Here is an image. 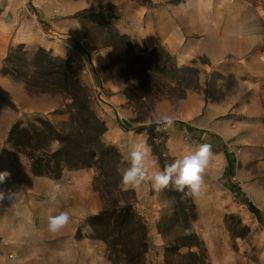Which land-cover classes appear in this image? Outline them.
<instances>
[{"label":"rangeland","instance_id":"374dc122","mask_svg":"<svg viewBox=\"0 0 264 264\" xmlns=\"http://www.w3.org/2000/svg\"><path fill=\"white\" fill-rule=\"evenodd\" d=\"M79 1L80 28L55 40L60 50L22 45L5 59V73L36 99L8 136L14 154L38 175L93 173L106 214L86 225L109 264H264V227L249 210L264 213V75L221 71L206 58L180 65L162 47L136 51L114 27L109 0ZM202 91L240 112L241 141L206 137L223 173L203 194L222 207L219 219L202 220L194 199L172 186L156 191L145 182L139 198L120 183L121 156L141 132L159 168L174 160L173 126L157 132L146 118L160 101ZM180 128L185 141L202 137Z\"/></svg>","mask_w":264,"mask_h":264},{"label":"crops","instance_id":"0c3cea01","mask_svg":"<svg viewBox=\"0 0 264 264\" xmlns=\"http://www.w3.org/2000/svg\"><path fill=\"white\" fill-rule=\"evenodd\" d=\"M84 4L79 0H0V171L11 173L0 190L16 194L0 202V264H109L102 244L86 225L104 209L93 173L75 169L55 178L38 175L7 144L14 124L22 113H31L36 99L31 103L24 87L5 73L6 57L22 45L56 53L58 37L78 32ZM109 4L114 27L131 39L136 51L162 47L180 65L206 58L221 71L264 75V0H109ZM21 108L22 112L17 110ZM156 112L174 118L169 142L173 159L209 144L208 136L241 141L240 112L207 101L204 91L179 101H160ZM185 124L201 139L185 141L187 131L180 128ZM146 136L144 131L134 140L145 143ZM150 158L156 160L152 153ZM222 173L213 153L204 185ZM131 189L139 198L145 194L140 186ZM194 203L202 220L223 215L222 207L207 194ZM62 211L69 212L71 221L60 232H49L48 216Z\"/></svg>","mask_w":264,"mask_h":264},{"label":"clouds","instance_id":"9594fccd","mask_svg":"<svg viewBox=\"0 0 264 264\" xmlns=\"http://www.w3.org/2000/svg\"><path fill=\"white\" fill-rule=\"evenodd\" d=\"M174 118L164 113L149 114L146 124L155 125L157 132L165 131L174 125ZM213 155L210 144H200L197 148L165 163L162 168H156L157 161L150 158L151 153L145 143L133 141L127 152L121 156L120 169L121 185L137 188L149 182L152 188L160 191L172 186L176 191L183 193L185 198H199L203 195L204 173L208 167L209 159ZM155 169V170H153ZM7 170L0 171V184L10 178ZM15 193L11 189L0 190V202L13 199ZM71 221L69 212L62 211L47 218V228L51 233H58Z\"/></svg>","mask_w":264,"mask_h":264},{"label":"trees","instance_id":"16d2710c","mask_svg":"<svg viewBox=\"0 0 264 264\" xmlns=\"http://www.w3.org/2000/svg\"><path fill=\"white\" fill-rule=\"evenodd\" d=\"M249 210L257 217L259 224L264 227V213L253 205H249ZM104 214H106V212H103V214L101 213L100 215Z\"/></svg>","mask_w":264,"mask_h":264}]
</instances>
